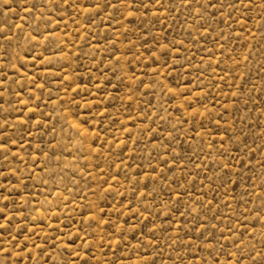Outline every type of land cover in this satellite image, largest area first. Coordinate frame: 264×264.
<instances>
[{
  "label": "rangeland",
  "instance_id": "obj_1",
  "mask_svg": "<svg viewBox=\"0 0 264 264\" xmlns=\"http://www.w3.org/2000/svg\"><path fill=\"white\" fill-rule=\"evenodd\" d=\"M0 264H264V0H0Z\"/></svg>",
  "mask_w": 264,
  "mask_h": 264
}]
</instances>
